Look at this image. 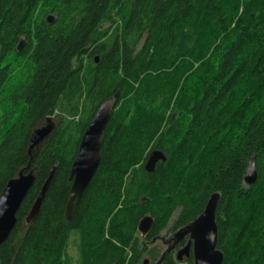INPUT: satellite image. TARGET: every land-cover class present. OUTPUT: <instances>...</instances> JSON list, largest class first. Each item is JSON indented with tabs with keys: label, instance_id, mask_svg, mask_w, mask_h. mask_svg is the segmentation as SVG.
Listing matches in <instances>:
<instances>
[{
	"label": "trees",
	"instance_id": "obj_1",
	"mask_svg": "<svg viewBox=\"0 0 264 264\" xmlns=\"http://www.w3.org/2000/svg\"><path fill=\"white\" fill-rule=\"evenodd\" d=\"M116 91L66 219L80 135ZM152 150L164 159L146 171ZM26 166L34 181L0 264H179L165 242L213 192L220 264H264V0H0V192Z\"/></svg>",
	"mask_w": 264,
	"mask_h": 264
},
{
	"label": "water",
	"instance_id": "obj_2",
	"mask_svg": "<svg viewBox=\"0 0 264 264\" xmlns=\"http://www.w3.org/2000/svg\"><path fill=\"white\" fill-rule=\"evenodd\" d=\"M51 20L50 16L46 18ZM23 41H19L16 48L19 49ZM118 97L117 91L110 97L104 99L95 110L90 121L87 123L80 135L76 153L69 167L68 179L70 181L67 200L64 206V217L69 219L71 212L81 197L87 183L91 179L98 161L99 149L102 141V131L104 130L111 111ZM46 123L31 131L29 136V146L37 145L45 138L52 129V124L48 117L45 118ZM164 157L160 151L152 150L148 153L143 164L146 171H151L157 160H163ZM53 170L49 172L43 184L41 185L26 217L31 218L37 212L44 192L51 179ZM243 182L248 186L256 179L254 167V157L251 156L245 165ZM34 181L33 170L18 171L15 176L8 179L0 192V244L7 238L9 232L15 224V213L26 195L28 189ZM218 194L213 192L207 198L201 212L191 221L173 232L171 240L172 244L168 245L165 251L171 250L175 244L186 238L184 244L174 253V259L179 261L187 258L191 254L192 264H220L222 261V253L216 248V224L214 220V210ZM151 218L144 215L137 223V231L140 235H144L150 226ZM148 260L144 259L143 264H147ZM153 264H159V260Z\"/></svg>",
	"mask_w": 264,
	"mask_h": 264
},
{
	"label": "flooded vegetation",
	"instance_id": "obj_3",
	"mask_svg": "<svg viewBox=\"0 0 264 264\" xmlns=\"http://www.w3.org/2000/svg\"><path fill=\"white\" fill-rule=\"evenodd\" d=\"M185 240H186V238H183L180 242H178L177 244L174 245V247L172 248L174 253L179 247H181L184 244ZM165 243L167 244V246L171 245L172 244V240L171 239L170 240L167 239Z\"/></svg>",
	"mask_w": 264,
	"mask_h": 264
},
{
	"label": "rangeland",
	"instance_id": "obj_4",
	"mask_svg": "<svg viewBox=\"0 0 264 264\" xmlns=\"http://www.w3.org/2000/svg\"><path fill=\"white\" fill-rule=\"evenodd\" d=\"M169 236H170V234H167L166 235V233L164 231L160 233V237L162 239H167V238H169ZM183 261H184V258L180 259L178 262H179V264H183Z\"/></svg>",
	"mask_w": 264,
	"mask_h": 264
}]
</instances>
